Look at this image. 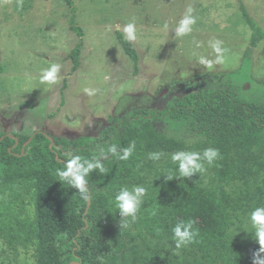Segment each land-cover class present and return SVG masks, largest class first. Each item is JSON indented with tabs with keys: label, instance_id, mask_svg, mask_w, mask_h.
I'll return each mask as SVG.
<instances>
[{
	"label": "trees",
	"instance_id": "16d2710c",
	"mask_svg": "<svg viewBox=\"0 0 264 264\" xmlns=\"http://www.w3.org/2000/svg\"><path fill=\"white\" fill-rule=\"evenodd\" d=\"M243 15L253 29L245 63L264 39V30L246 7ZM71 27L81 39L68 55L76 70L84 34L73 22ZM117 36L137 71L140 53L120 30ZM161 119H180L200 138L189 144L159 132L153 122ZM33 134L0 132V237L33 247L37 264H252L260 245L248 216L264 206V104L240 99L226 88L190 92L163 111L117 117L97 136L49 137L43 130ZM133 142L127 160L107 152L116 145L122 154ZM207 148L218 149L220 157L212 165L203 162L204 172L165 178L178 175L172 153H203ZM100 149L105 150V171L93 170L86 177L85 200L59 179L57 170L71 156L91 160ZM153 152L163 154L160 160L148 158ZM136 185L147 194L136 221L126 218L127 227H120L124 221L114 197L122 187ZM26 203L34 206L32 216L13 212V206ZM189 221L194 241L175 250L172 228ZM151 237L166 238L171 251L147 257L138 241L148 245Z\"/></svg>",
	"mask_w": 264,
	"mask_h": 264
},
{
	"label": "rangeland",
	"instance_id": "374dc122",
	"mask_svg": "<svg viewBox=\"0 0 264 264\" xmlns=\"http://www.w3.org/2000/svg\"><path fill=\"white\" fill-rule=\"evenodd\" d=\"M189 7L196 23L177 37L174 28ZM243 7L264 30V0H0V132L97 136L117 117L163 111L190 92L222 88L264 104V39L244 63L253 29ZM72 22L84 34L76 70L68 55L81 39ZM128 23L136 26L137 71L117 36ZM214 40L222 41L226 59L207 68L198 57L215 58ZM52 64L60 66L57 82L41 84ZM153 124L189 144L200 138L180 119ZM12 210L28 217L34 206ZM165 239L151 237L148 245L139 239L138 245L157 258L171 251ZM0 264H37L34 248L0 237Z\"/></svg>",
	"mask_w": 264,
	"mask_h": 264
},
{
	"label": "clouds",
	"instance_id": "9594fccd",
	"mask_svg": "<svg viewBox=\"0 0 264 264\" xmlns=\"http://www.w3.org/2000/svg\"><path fill=\"white\" fill-rule=\"evenodd\" d=\"M193 9L189 7L183 17L179 20L174 28L177 37H184L192 32V26L196 23V17L192 14ZM169 25L164 24V28L168 29ZM124 39L128 42L136 40V26L134 23L126 24L123 29ZM222 41L214 40L209 42L214 59H208L205 56L198 57V62L207 68H212L214 64H223L225 62L226 49L221 47ZM200 45L197 44V47ZM60 70L58 64H52L49 68L42 71L40 75L41 84H55L57 82V73ZM89 95H94V89H85ZM135 148L133 142L128 148L122 149V154L118 152L117 146L112 145L107 149L108 153L118 156L120 160H127L132 155ZM163 154L159 152L149 153V159L158 161ZM220 157L218 149L207 148L203 153L198 151H177L171 154V161L178 166V175H165L167 180H172L174 177L190 178L194 174L202 173L206 169L203 162L212 165L215 160ZM105 158V150L100 149L98 156H93L91 160L82 159L80 156H71L66 162L63 169L57 170V176L61 181L66 182L70 187L75 188L85 200L89 199V189L87 187L86 177L93 170H99L101 173L105 171L102 159ZM147 194L145 187L136 185L131 189L122 187L114 197V206L118 210L120 227H127L128 221L126 218H131L132 222L137 219V214L143 202V197ZM251 228L254 230L256 242L260 245L258 251L253 255L252 264H264V206L255 207L248 216ZM192 222L177 223L172 228V239L174 240V249L179 250L187 247L194 241V233L191 231Z\"/></svg>",
	"mask_w": 264,
	"mask_h": 264
},
{
	"label": "water",
	"instance_id": "95a60500",
	"mask_svg": "<svg viewBox=\"0 0 264 264\" xmlns=\"http://www.w3.org/2000/svg\"><path fill=\"white\" fill-rule=\"evenodd\" d=\"M43 132H44L47 136H49V137L51 136V135H50L49 133H47L46 131L43 130ZM33 136H34V134L30 137V139L28 140V142L31 141V139H32Z\"/></svg>",
	"mask_w": 264,
	"mask_h": 264
}]
</instances>
